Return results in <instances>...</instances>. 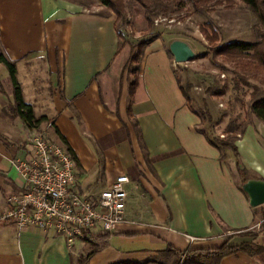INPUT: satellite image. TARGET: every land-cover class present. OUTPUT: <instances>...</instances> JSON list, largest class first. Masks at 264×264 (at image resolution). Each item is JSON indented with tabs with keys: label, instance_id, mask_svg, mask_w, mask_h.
<instances>
[{
	"label": "crops",
	"instance_id": "1",
	"mask_svg": "<svg viewBox=\"0 0 264 264\" xmlns=\"http://www.w3.org/2000/svg\"><path fill=\"white\" fill-rule=\"evenodd\" d=\"M0 53L16 62L22 97L62 136L76 158L80 192L109 188L127 175L126 222L106 239L86 230L71 246L52 230H18L5 215L8 198L24 192L14 163L28 154L26 128L10 114L8 71L0 64V264H171L173 254L215 248L256 233L264 205L252 208L240 190L235 164L196 131L174 77L169 45L155 38L143 49L134 96L115 19L62 0H0ZM40 68V69H38ZM236 147L249 180H264V147L257 137ZM63 145V144H62ZM64 146V145H63ZM65 147V146H64ZM8 220V221H5ZM194 238L190 242L188 238ZM221 264H264L244 252Z\"/></svg>",
	"mask_w": 264,
	"mask_h": 264
},
{
	"label": "rangeland",
	"instance_id": "2",
	"mask_svg": "<svg viewBox=\"0 0 264 264\" xmlns=\"http://www.w3.org/2000/svg\"><path fill=\"white\" fill-rule=\"evenodd\" d=\"M73 4L76 8L87 9L92 12L99 10L103 15L116 16L99 3L98 0H62ZM124 8V20H117V28L120 32V48L130 52L126 64V70L131 72L138 62L132 60L138 56V45L145 40L160 38L165 45L174 42L185 44L195 57L185 64H176V71L183 82L188 79L193 86L191 96L197 111L202 110V102L206 104L208 114L212 119V128L206 129L207 118L204 121L199 117L200 127L206 129V134L211 140H230L237 147L238 141L247 133L246 140L249 144L251 136L257 137L264 147V125L259 122L249 111V103L264 98V84L256 80H250L253 86L258 88L253 96L252 88L238 85L237 75L233 73L232 65L225 63L221 57L213 56L210 47L200 33V27L210 23L217 28L218 44L241 42L253 43L258 40L259 25L249 9L237 0H216L208 4L200 13L187 5L181 11L176 10L172 4L166 13L161 8H153V26L149 27L146 20V10L136 0H121ZM174 59V58H173ZM40 69V68H38ZM132 78V75H131ZM216 82L224 88V94L220 97H212L205 93V89L211 83ZM253 96V97H252ZM202 123V125H201ZM241 127L242 132L234 131L225 134L226 128ZM48 128V127H47ZM46 127H38L27 135V140L42 137L54 142L66 149L61 142H56L49 134ZM22 142L20 146H25ZM250 145V144H249ZM224 149V148H221ZM222 161L228 167L233 166L236 158L230 150L222 151ZM239 159V157H238ZM245 170V169H244ZM247 177L250 173L246 171ZM260 226L256 228V241L264 245V238L260 232ZM245 233V232H243ZM250 233V232H249Z\"/></svg>",
	"mask_w": 264,
	"mask_h": 264
},
{
	"label": "trees",
	"instance_id": "3",
	"mask_svg": "<svg viewBox=\"0 0 264 264\" xmlns=\"http://www.w3.org/2000/svg\"><path fill=\"white\" fill-rule=\"evenodd\" d=\"M101 5L109 9L115 16V29L116 33L120 39L121 35L117 28V20H124L125 13L122 6L121 0H98ZM139 2L142 7L146 10V20L149 27L153 26L152 13L153 8H161V12L166 13L168 11L169 5L172 4L176 10L181 11L185 6H191L196 12L200 13L208 4L216 0H136ZM245 5L249 11L254 15L258 25V40L253 43H241V42H232V43H223L218 44V33L217 28L210 23H207L200 27V33L210 47V51L213 56L221 57L225 63L232 65L233 73L237 75L238 85H243L248 88H252L255 95L258 88L253 86L250 83V80H256L264 84V0H237ZM153 40V39H152ZM152 40H145L138 45L139 53L138 56L134 57L132 60L138 62L141 59L143 54L144 47ZM0 64H2L8 71L9 78L13 88L14 104L10 107V114L13 117L20 119L21 123L28 129H37L42 123L46 122L45 117H36L32 107L26 104L22 97L21 87L16 78V62L10 61L3 54L0 53ZM139 66L137 64L136 68L131 72L132 81L130 83L129 97L130 104L134 96L135 88L138 82L137 75L139 72ZM174 77L179 88V91L184 98L185 105L188 110L194 114L198 119L199 117L204 121V117L207 118L206 129L212 128V119L208 114L206 104L202 102V110L197 111L194 105V100L191 96V91L193 86L190 85L188 79L184 82L179 74L174 71ZM205 93L212 97H220L224 94V88H221L213 81L205 89ZM252 96V97H253ZM249 111L254 117L264 125V98L259 99L249 103ZM202 125V123H201ZM206 129L198 126L196 131L202 134L207 142L219 149L224 148L230 150L236 158L235 166L240 177V190L242 185L249 180L245 175L246 171L241 165L240 160L238 159V151L234 143L230 140H211L207 134ZM242 132L241 127L229 126L225 130V134L233 133L234 131ZM58 138L61 143L65 146L66 150L72 154L74 159L75 156L71 149L67 146L65 139L58 134ZM0 140L4 139L0 135ZM77 163V161H76ZM8 221V220H5ZM260 232L262 238H264V216L263 221L260 224ZM108 233L100 236L101 239H106ZM242 237L247 238V240H241L239 242H232V238H228L224 243L215 248H192L188 249L185 252H176L171 248H168V252L173 254V261L171 264H221L223 258L234 255L238 252H244L249 256H262L264 255V245L256 241V234L245 232L241 234ZM94 252L89 253L86 256H81L78 259V264H85L86 260ZM119 264H130V263H119Z\"/></svg>",
	"mask_w": 264,
	"mask_h": 264
},
{
	"label": "built area",
	"instance_id": "4",
	"mask_svg": "<svg viewBox=\"0 0 264 264\" xmlns=\"http://www.w3.org/2000/svg\"><path fill=\"white\" fill-rule=\"evenodd\" d=\"M26 145L28 154L14 163L24 192L8 198L10 210L4 217L19 231L28 226L52 230L71 246L86 230L111 233L126 222L127 175L117 176L105 190L80 192L70 152L42 137L27 140Z\"/></svg>",
	"mask_w": 264,
	"mask_h": 264
},
{
	"label": "water",
	"instance_id": "5",
	"mask_svg": "<svg viewBox=\"0 0 264 264\" xmlns=\"http://www.w3.org/2000/svg\"><path fill=\"white\" fill-rule=\"evenodd\" d=\"M170 52L174 59L184 60L185 62L195 57L191 49L180 42L172 43ZM242 191L248 197L250 207L255 208L264 205V180H248L242 185Z\"/></svg>",
	"mask_w": 264,
	"mask_h": 264
},
{
	"label": "bare ground",
	"instance_id": "6",
	"mask_svg": "<svg viewBox=\"0 0 264 264\" xmlns=\"http://www.w3.org/2000/svg\"><path fill=\"white\" fill-rule=\"evenodd\" d=\"M173 64H174V67H176V64H185L186 62L184 60H178V59H174L173 60Z\"/></svg>",
	"mask_w": 264,
	"mask_h": 264
}]
</instances>
